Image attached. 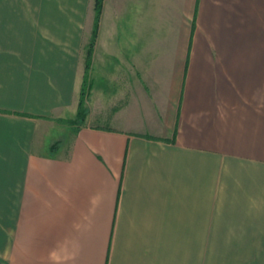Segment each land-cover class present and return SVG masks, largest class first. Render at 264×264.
Returning <instances> with one entry per match:
<instances>
[{"label":"crops","instance_id":"obj_1","mask_svg":"<svg viewBox=\"0 0 264 264\" xmlns=\"http://www.w3.org/2000/svg\"><path fill=\"white\" fill-rule=\"evenodd\" d=\"M213 247L264 250V0H0V264Z\"/></svg>","mask_w":264,"mask_h":264},{"label":"rangeland","instance_id":"obj_2","mask_svg":"<svg viewBox=\"0 0 264 264\" xmlns=\"http://www.w3.org/2000/svg\"><path fill=\"white\" fill-rule=\"evenodd\" d=\"M75 117V111H64L62 114V119L64 120ZM70 129L69 124L62 122L53 126L47 134L48 143L50 141L58 142V144L64 143L67 141V135ZM206 264H264V250L207 248Z\"/></svg>","mask_w":264,"mask_h":264},{"label":"trees","instance_id":"obj_3","mask_svg":"<svg viewBox=\"0 0 264 264\" xmlns=\"http://www.w3.org/2000/svg\"><path fill=\"white\" fill-rule=\"evenodd\" d=\"M101 4L102 0H95V11H96V24L99 13L101 11ZM93 51V38L90 39L88 44L84 48V76L82 80V84L80 87V95H79V102H78V109L76 113V117L74 119H58L57 122L66 123L69 125H80L84 122L86 117V106H85V98H86V91H87V74L90 67L91 57Z\"/></svg>","mask_w":264,"mask_h":264}]
</instances>
